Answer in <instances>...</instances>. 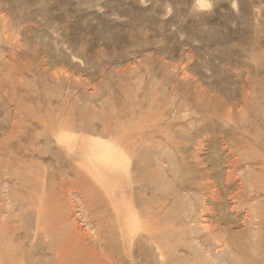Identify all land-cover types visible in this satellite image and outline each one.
I'll return each instance as SVG.
<instances>
[{"label": "rangeland", "instance_id": "obj_1", "mask_svg": "<svg viewBox=\"0 0 264 264\" xmlns=\"http://www.w3.org/2000/svg\"><path fill=\"white\" fill-rule=\"evenodd\" d=\"M99 258L264 264V0H0V264Z\"/></svg>", "mask_w": 264, "mask_h": 264}, {"label": "bare ground", "instance_id": "obj_2", "mask_svg": "<svg viewBox=\"0 0 264 264\" xmlns=\"http://www.w3.org/2000/svg\"><path fill=\"white\" fill-rule=\"evenodd\" d=\"M78 143V142H77ZM76 143V144H77ZM70 145V144H69ZM80 149V148H79ZM82 150V152L84 153L85 155V158H86V161L87 163L89 164V168L91 169L92 173L94 174V176L100 180V182L103 184L104 188L106 189L107 193L109 194V196L114 200L115 204H116V207H117V210L120 212L121 214V217L122 219H124L125 223H127L128 225L130 224V218L129 215H126L128 212H129V205H126V204H122L121 202H119L118 199H115L116 197V191H115V182L112 178L113 176V167H114V164H112L110 161L109 163H107V161L105 160V158H98L96 156H93L91 154V151L85 147V148H82L80 149ZM84 158V159H85ZM114 163V161H113ZM65 178V177H64ZM77 188V187H76ZM258 190V189H257ZM113 202V203H114ZM66 214V213H65ZM129 214V213H128ZM76 219V218H75ZM254 223V222H253ZM252 225V224H251ZM82 235V234H81ZM77 236V235H76ZM86 236V235H85ZM84 239V238H83ZM82 240V239H80ZM79 240V241H80ZM74 243V242H73ZM82 243V242H81ZM70 246V245H69ZM73 247V246H72ZM89 249V248H88ZM92 249V248H90ZM61 250V249H60ZM60 250H58L60 252ZM57 251V252H58ZM58 252V253H59ZM89 252V250H88ZM57 255H60L62 252L61 250V253H59ZM90 253V252H89ZM96 253V252H95ZM66 254V253H65ZM92 254V253H91ZM93 256V255H92ZM58 257H63L64 256L61 254L60 256ZM97 257V255H96ZM89 260L91 259L90 256L88 257ZM94 259V256L92 258V260ZM96 259V258H95ZM94 259V260H95ZM59 260L61 261V259L59 258ZM93 260V261H94ZM100 260V264L101 263V259L99 258ZM97 262V260H96Z\"/></svg>", "mask_w": 264, "mask_h": 264}]
</instances>
